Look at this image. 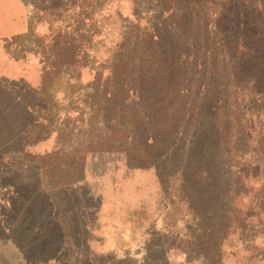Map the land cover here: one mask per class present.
<instances>
[{"label": "rangeland", "instance_id": "rangeland-1", "mask_svg": "<svg viewBox=\"0 0 264 264\" xmlns=\"http://www.w3.org/2000/svg\"><path fill=\"white\" fill-rule=\"evenodd\" d=\"M130 1L12 0L14 34L1 38L0 47L20 60L14 70L24 67L31 88L15 79V99H0V264H100L106 257L93 255L90 246L98 234L133 239L134 246L132 237L141 236L152 257L167 252L177 264H264L240 251L222 258L214 253L216 239L198 224L180 186L184 168L171 157L131 148L129 158L118 136L106 142L111 128L97 116L63 109L78 88L102 100L99 82L110 55L122 43L125 23L138 16ZM76 27L87 48H73L81 39L72 33ZM55 36L72 44L41 50ZM61 54L67 57L57 60ZM42 58L50 62L45 92L39 90ZM77 61L86 66H74ZM205 211L217 215L214 207L198 215ZM198 229L205 238L197 239ZM234 246L231 238L225 244Z\"/></svg>", "mask_w": 264, "mask_h": 264}, {"label": "trees", "instance_id": "trees-1", "mask_svg": "<svg viewBox=\"0 0 264 264\" xmlns=\"http://www.w3.org/2000/svg\"><path fill=\"white\" fill-rule=\"evenodd\" d=\"M131 5L138 16L125 23L122 43L100 77L103 101L95 91L78 88L79 96L68 95L63 109L97 116L98 124L111 128L106 142L118 136L129 158L131 148L148 157H171L175 167L184 168L180 186L198 224L216 239L214 253L222 258L240 251L264 263V0ZM81 30L72 32L81 38L75 50L87 48ZM53 39L40 44L41 50L72 44ZM41 63L44 78L50 62ZM46 80L39 90L46 91ZM80 99L86 106L77 104ZM208 207L216 209L215 218L209 211L198 215ZM198 230L197 239L205 238ZM230 238L235 246L229 250Z\"/></svg>", "mask_w": 264, "mask_h": 264}, {"label": "crops", "instance_id": "crops-1", "mask_svg": "<svg viewBox=\"0 0 264 264\" xmlns=\"http://www.w3.org/2000/svg\"><path fill=\"white\" fill-rule=\"evenodd\" d=\"M12 19V0H0V39L10 37L14 34L11 26ZM20 30L18 29L17 32H20ZM18 61L20 62V60L14 59L11 54L8 55L6 45L0 47V99L2 97H9L10 102L15 99L12 85L15 79L25 81L28 85L27 90L31 88L30 80L26 77L24 67L17 71L14 70L15 64ZM20 100L22 98H17V101ZM25 108L27 111L30 110L29 105H26ZM132 238H134L138 246L132 244L133 239L124 237L122 241H118L117 238H110L109 236L106 237L105 235L98 234L91 240V252L95 256L106 257L100 264H177L167 252H164L161 257L160 255H153L152 257L146 251V249H149V245L146 243L147 241H143L141 236H134Z\"/></svg>", "mask_w": 264, "mask_h": 264}]
</instances>
